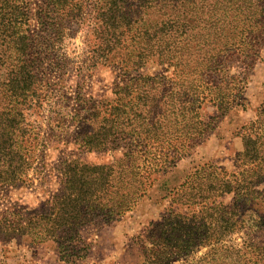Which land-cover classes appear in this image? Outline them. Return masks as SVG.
Segmentation results:
<instances>
[{
  "label": "trees",
  "instance_id": "16d2710c",
  "mask_svg": "<svg viewBox=\"0 0 264 264\" xmlns=\"http://www.w3.org/2000/svg\"><path fill=\"white\" fill-rule=\"evenodd\" d=\"M30 1L0 0V158L15 153L10 133L22 99L38 84L36 53L56 45L64 23L91 22L87 69L98 53L105 61L113 55L122 74L149 62L171 71L125 75L110 99L79 103L77 138L89 151L110 152L111 160L65 169L51 213L53 236L61 239L62 231L74 236L95 217L106 222L132 210L157 176L204 142L217 125L204 104L218 116L231 108L225 60L238 52L244 64L264 46V0H43L33 8ZM55 25L52 34L48 26ZM240 130L234 169L210 161L194 167L162 219L144 229L147 263L264 264V247L250 243L247 255L228 242L248 214L264 230V102Z\"/></svg>",
  "mask_w": 264,
  "mask_h": 264
},
{
  "label": "rangeland",
  "instance_id": "374dc122",
  "mask_svg": "<svg viewBox=\"0 0 264 264\" xmlns=\"http://www.w3.org/2000/svg\"><path fill=\"white\" fill-rule=\"evenodd\" d=\"M43 2L30 1L32 8ZM89 23H64L56 45L36 53L41 58L36 68L38 84L22 99L17 126L10 133L15 153L0 158V264H149L141 242L144 229L162 219L171 194L194 167L210 161L234 169V157L243 149L240 128L255 119L264 102V46L257 59H247L244 64L242 54H231L224 66L232 81L228 87L231 108L218 116L210 103L204 104L205 111L215 115L217 122L204 142L174 168L157 176L132 210L106 222L95 217L78 227L76 235L64 230L61 239H55L51 213L53 200L61 193L65 169L78 163V172L83 163L111 160L110 152L89 151L77 138V119L73 118L79 103L83 104L81 100L110 99L116 83L125 75L171 76L166 65L154 62L122 74L113 64V55L105 61L97 58L98 53L91 61L97 59V64L87 69L84 41ZM48 27L50 33L56 32V25ZM31 28L40 30L36 19L31 21ZM120 152L118 149L115 154ZM248 217L252 218L247 219L242 231L228 237L229 243L243 247L247 255L250 243L264 247V230L257 229L252 215ZM205 251H197L196 257Z\"/></svg>",
  "mask_w": 264,
  "mask_h": 264
}]
</instances>
